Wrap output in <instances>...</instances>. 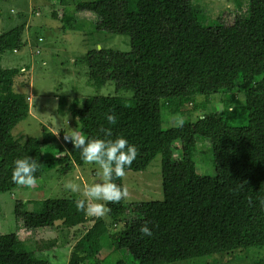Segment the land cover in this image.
Instances as JSON below:
<instances>
[{
  "label": "trees",
  "instance_id": "trees-1",
  "mask_svg": "<svg viewBox=\"0 0 264 264\" xmlns=\"http://www.w3.org/2000/svg\"><path fill=\"white\" fill-rule=\"evenodd\" d=\"M65 2L68 6L60 14L52 13L62 31L74 29L75 15L85 13L92 16L95 32L129 38V52H89L82 60L87 85H112L116 95L90 96L80 106L74 104L70 115L75 136L62 131L59 142L43 128L40 140L16 139L12 131L29 118L31 106L26 94L15 90L21 70L3 67L2 58L26 47L27 15H1L8 28L0 33V194L19 186L11 179L17 158L30 156L40 163L36 181L52 170L63 176L74 167L96 171L99 166L82 160L73 141L104 138L103 127L111 130L112 139L123 136L137 148L125 174H143L159 158L162 200L147 197L126 203L127 176H114L122 199L104 202L110 209L105 219L95 218L79 238L62 242H73L69 264H110L105 249L125 251L137 264L202 258L203 264H264V0H243L245 10L239 3L230 25L209 20L194 0ZM70 7L71 14L66 11ZM37 39L34 51L41 52L43 40L35 47ZM216 97L224 106L219 113L204 111L195 120L181 115L187 105L189 115L206 108L198 98L208 105ZM64 100L59 99V107ZM113 112L115 125L106 120ZM176 114L183 117V126L164 127ZM199 138L210 149L214 176L195 171ZM138 177L128 180L146 196L147 184ZM74 199L17 201L13 215L29 234L56 231L59 225L72 230L80 223L69 224ZM145 224L153 232L151 238H141L139 229ZM64 233L68 238L70 231ZM18 236L0 235V264H46Z\"/></svg>",
  "mask_w": 264,
  "mask_h": 264
},
{
  "label": "rangeland",
  "instance_id": "rangeland-1",
  "mask_svg": "<svg viewBox=\"0 0 264 264\" xmlns=\"http://www.w3.org/2000/svg\"><path fill=\"white\" fill-rule=\"evenodd\" d=\"M59 0H0V16L16 17L19 13L27 15L24 40L27 42L17 55L11 53L3 56L2 66L7 68H19L22 76L16 81V92H24L31 106L29 118L19 123L12 134L18 139L25 141L27 137L37 140L41 139L43 128L54 134L61 142L60 132L75 136V122L71 119L70 110L74 104H80L90 96L116 95L112 85H106L97 89L88 86L86 83V67L82 63L83 58L89 52L96 51H116L125 53L130 51L129 38L127 36H113L106 33L94 31L93 18L90 14H76V26L74 29L61 30L60 20L52 18V13L57 10L60 14L62 8L68 6V2H58ZM79 1V0H78ZM91 1V0H83ZM196 4L203 7L209 20L220 21L225 25L233 23L237 13V5L243 4V0H194ZM58 6H53V3ZM41 3V5H40ZM246 5H242V11ZM72 7L66 9L71 14ZM8 27L0 20V33ZM38 38L35 47H40L39 38L43 40L42 51H34V40ZM24 77V78H23ZM25 83V84H24ZM229 97V96H227ZM65 98V105L59 107V99ZM240 98L236 95V100ZM206 108L195 111L189 115L191 106L187 105L183 109L185 118L189 116L192 120L195 117L208 113H219L223 109L220 99L216 97L208 105L204 99H197ZM188 112V113H186ZM191 113V112H190ZM170 116L164 127L176 125L175 117ZM197 153L194 155L195 171L199 175L214 176L215 170L211 158L209 147L203 139H198L196 143ZM88 166L83 168L74 167L66 175L56 173L55 170L46 172L42 178L36 181L32 187L19 185L16 190L8 194H0V235L18 234L19 239L35 251V255L46 264H69L71 257V246L62 245V242L69 241L70 238L76 240L85 233L96 216L88 215L85 211H78L76 201L82 199L83 190L94 183L102 180L101 169ZM160 160L157 158L151 163L145 172L140 174H124L125 177V197L126 203H135L142 198L162 200L160 188ZM142 174V175H141ZM144 179L147 192L145 195L139 194L135 182L128 180L129 177ZM142 177V178H141ZM154 183L151 184L150 181ZM80 186L79 193H73L67 189V183ZM150 183V184H149ZM159 188V189H158ZM145 189V188H144ZM142 188L141 192L144 190ZM145 191V190H144ZM74 197V217L71 223H80L72 230H64L62 226H57V230H42L37 233H30L21 228L20 222L13 215L14 205L17 201L32 202L44 201L47 199H61ZM145 200H149V199ZM104 203V202H102ZM29 209L31 206L29 205ZM106 218V214L102 217ZM90 221V222H89ZM92 221V222H91ZM66 228V227H65ZM118 228L112 229L113 231ZM70 231L68 238H64V232ZM72 232V233H71ZM61 233V235H60ZM103 255L109 259L110 264L116 261L137 264L125 251H111L105 249ZM206 259L179 262L177 264H203ZM208 260V259H207Z\"/></svg>",
  "mask_w": 264,
  "mask_h": 264
},
{
  "label": "clouds",
  "instance_id": "clouds-1",
  "mask_svg": "<svg viewBox=\"0 0 264 264\" xmlns=\"http://www.w3.org/2000/svg\"><path fill=\"white\" fill-rule=\"evenodd\" d=\"M118 117L113 112L106 114V120L109 124L115 125ZM177 126H183L182 116L174 118ZM100 131L104 138H76L73 141L74 149H79L81 158L87 163H94L102 170V180L86 187L82 192V199L76 201L78 211H85L88 215L103 217L110 209L102 202H119L124 193L122 189L113 182V177H122L125 174V168L131 166L136 158L138 151L135 145L129 143L123 136H117L112 139L110 129L101 127ZM67 138V137H66ZM12 182L25 187H32L36 183L35 173L40 167V163L30 156L17 158L13 161ZM65 187L73 193H79L80 186L71 182ZM264 205V200L261 201ZM141 238L147 236L151 238L153 232L147 224L139 229Z\"/></svg>",
  "mask_w": 264,
  "mask_h": 264
}]
</instances>
